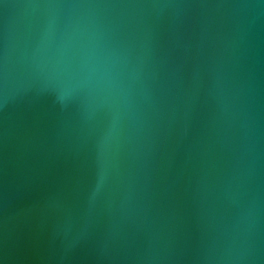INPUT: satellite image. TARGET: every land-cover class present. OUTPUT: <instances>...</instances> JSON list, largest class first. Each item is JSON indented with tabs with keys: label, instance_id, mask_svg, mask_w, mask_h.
<instances>
[{
	"label": "water",
	"instance_id": "obj_1",
	"mask_svg": "<svg viewBox=\"0 0 264 264\" xmlns=\"http://www.w3.org/2000/svg\"><path fill=\"white\" fill-rule=\"evenodd\" d=\"M0 264H264V0H0Z\"/></svg>",
	"mask_w": 264,
	"mask_h": 264
}]
</instances>
